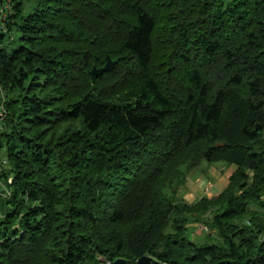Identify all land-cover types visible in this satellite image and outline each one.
I'll return each instance as SVG.
<instances>
[{
    "label": "trees",
    "instance_id": "trees-1",
    "mask_svg": "<svg viewBox=\"0 0 264 264\" xmlns=\"http://www.w3.org/2000/svg\"><path fill=\"white\" fill-rule=\"evenodd\" d=\"M25 1L0 0V264H264V0ZM201 161L237 170L168 197Z\"/></svg>",
    "mask_w": 264,
    "mask_h": 264
},
{
    "label": "rangeland",
    "instance_id": "rangeland-1",
    "mask_svg": "<svg viewBox=\"0 0 264 264\" xmlns=\"http://www.w3.org/2000/svg\"><path fill=\"white\" fill-rule=\"evenodd\" d=\"M32 5H33L32 0L23 2V8L25 11L29 10ZM106 57L109 56L107 55ZM70 59L76 61V63L74 64L75 66L79 65L78 56L76 54H73L72 57H70ZM93 67L98 68L96 66H92V68ZM262 136L264 137V129L262 130ZM6 163L7 162H6L5 149H1L0 171L6 167ZM184 169L185 168L182 167V170ZM236 170L237 167L235 165H229L220 162L209 163V162L201 161L198 164V166H196L194 169H191L186 172L187 178L185 179V181H182V183H180L181 178H179V180H175L174 181L175 183L173 182L174 184H171L169 186L166 185L167 188L165 189L164 192L168 197L174 199V201L176 202L183 201L189 205H192L203 197L208 199L212 197H217L228 186L229 179ZM195 171L203 173L206 176V180L203 181L201 178H197L198 173ZM10 179H11L10 175H8L7 181L8 180L10 181ZM4 189H5V183L3 179H1L0 190H4ZM237 194H240V191H237ZM214 209L215 211L213 212ZM216 210L217 207L213 209L210 208L208 211H206L203 214H190L191 218H188L190 219V222L186 224V230L191 240L198 243L209 242L211 240L217 242V232L215 229L209 226L211 217L216 213ZM249 210L261 214V218L264 220V193L261 194L258 202L250 204ZM184 216L186 218V215ZM248 218L249 216H243L242 218L236 220L235 223L241 224L242 222H244L246 224H249L250 222L248 221ZM113 261L109 260L104 256H101L98 257V261L96 264H112Z\"/></svg>",
    "mask_w": 264,
    "mask_h": 264
},
{
    "label": "water",
    "instance_id": "water-1",
    "mask_svg": "<svg viewBox=\"0 0 264 264\" xmlns=\"http://www.w3.org/2000/svg\"><path fill=\"white\" fill-rule=\"evenodd\" d=\"M116 61H112L109 59V57H106V61L103 67L101 68H95L93 67L92 70L89 72L90 76L94 79L95 77L101 75L104 72H109L114 68ZM259 129V126L257 125L256 130ZM157 260L153 259L149 255H142L141 257L137 258V260L134 262V264H157ZM112 264H128L127 261L123 258H117L115 259Z\"/></svg>",
    "mask_w": 264,
    "mask_h": 264
},
{
    "label": "crops",
    "instance_id": "crops-1",
    "mask_svg": "<svg viewBox=\"0 0 264 264\" xmlns=\"http://www.w3.org/2000/svg\"><path fill=\"white\" fill-rule=\"evenodd\" d=\"M195 172H197V173H198V175H197V178H201L203 181H205V180H206V176H205L203 173H201V172H198V171H195Z\"/></svg>",
    "mask_w": 264,
    "mask_h": 264
}]
</instances>
